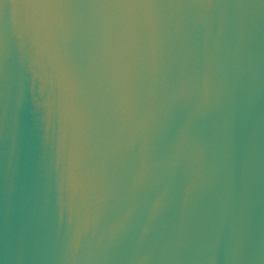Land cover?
I'll list each match as a JSON object with an SVG mask.
<instances>
[{
	"label": "water",
	"instance_id": "1",
	"mask_svg": "<svg viewBox=\"0 0 264 264\" xmlns=\"http://www.w3.org/2000/svg\"><path fill=\"white\" fill-rule=\"evenodd\" d=\"M0 264H264V0H0Z\"/></svg>",
	"mask_w": 264,
	"mask_h": 264
}]
</instances>
